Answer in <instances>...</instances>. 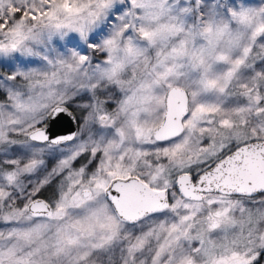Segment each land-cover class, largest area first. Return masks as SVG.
<instances>
[{
	"label": "snow or ice",
	"instance_id": "1",
	"mask_svg": "<svg viewBox=\"0 0 264 264\" xmlns=\"http://www.w3.org/2000/svg\"><path fill=\"white\" fill-rule=\"evenodd\" d=\"M0 264H264V0H0Z\"/></svg>",
	"mask_w": 264,
	"mask_h": 264
}]
</instances>
